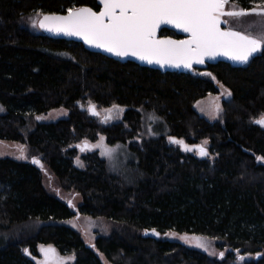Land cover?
Listing matches in <instances>:
<instances>
[{
	"label": "trees",
	"instance_id": "obj_1",
	"mask_svg": "<svg viewBox=\"0 0 264 264\" xmlns=\"http://www.w3.org/2000/svg\"><path fill=\"white\" fill-rule=\"evenodd\" d=\"M82 6L97 9V1L0 0V142L21 144L27 157L0 158V264H35L38 245L74 256V264H104L100 257L107 264H235L236 251L253 257L243 264H264V161L257 159L264 156V128L255 122L264 114V50L243 66L162 73L25 26L35 12ZM218 85L231 98L210 122L193 106ZM90 102L97 111L119 105L121 120L105 123L90 113ZM55 109L68 116L37 121ZM141 111L160 119L162 133L135 142ZM99 135L109 146L128 144L131 176L111 173L92 151L81 157L83 167L75 165L79 146ZM169 136L189 145L207 140L209 155L184 151ZM60 193L78 195L81 204L68 205ZM78 214L105 219L111 234L86 244L60 223ZM167 233L220 239L230 252L212 259Z\"/></svg>",
	"mask_w": 264,
	"mask_h": 264
},
{
	"label": "snow or ice",
	"instance_id": "obj_2",
	"mask_svg": "<svg viewBox=\"0 0 264 264\" xmlns=\"http://www.w3.org/2000/svg\"><path fill=\"white\" fill-rule=\"evenodd\" d=\"M250 3L253 6L245 8L237 0H100L103 6L100 11H94L87 6L69 7L64 15L41 13L42 19L33 20V25L38 24L40 28L48 31L81 37L87 44L103 48L116 56L132 55L162 66L192 69L193 64H204L206 57L215 58L218 55L246 64L253 54L264 50V0H250ZM251 16L258 17L262 22L256 34H253V25L249 26L251 30H239L244 19ZM161 24H172L189 36L183 40H173L170 37L160 39L157 37V30ZM222 24L228 26L222 27ZM203 75L215 79L211 72ZM226 94L231 95L230 92ZM88 110L95 116L101 115L96 105L91 102ZM219 110V104L212 106V111L218 113ZM120 111V106L115 104L111 109H106L104 122L116 118ZM255 122L264 125V114ZM103 140L104 137H101L100 142L95 145H89L85 140L79 147L81 151L89 147H100L103 149L101 155L110 156L112 149L107 148ZM168 140L184 151L196 150L201 157L209 155L207 140L198 145H189L183 138L175 136H169ZM20 157L27 159L22 146ZM257 159L264 161V156ZM33 162L40 164L35 157ZM151 231L157 236L160 235L154 228ZM180 238L188 243H195L206 251L209 248L203 237L189 239L185 234ZM40 251L44 255L40 264H51L53 259L55 264H65L66 260L75 258L60 257L52 245H41ZM24 252L31 255L27 248ZM216 254L212 252V255ZM219 255L223 257L224 253L220 252ZM240 259L243 260L244 257L241 256Z\"/></svg>",
	"mask_w": 264,
	"mask_h": 264
},
{
	"label": "rangeland",
	"instance_id": "obj_3",
	"mask_svg": "<svg viewBox=\"0 0 264 264\" xmlns=\"http://www.w3.org/2000/svg\"><path fill=\"white\" fill-rule=\"evenodd\" d=\"M40 14L41 12H35L31 14L30 16L26 17L25 19L26 28H28L30 31L34 33H39V29H38L39 27H38V24L35 26L33 25V20L40 19L41 18ZM250 25L255 26V31L253 34H256V32L260 30V27L262 26V22L260 21L258 17H255V16L247 17L244 19L243 25L239 30H251L249 27ZM233 26H236V25H233ZM202 76L209 77L211 80H213L211 76H207V75H202ZM213 82H215V80H213ZM217 88H218V92L216 94H208L205 98L197 101L193 106L195 112L199 116L205 118L207 121H210V122H215L220 119V114L222 112V102L229 100L231 98V95L226 94V92H230L227 88H224L221 85H218ZM214 104H219L220 106V110L218 113L212 111V106ZM201 109H203V111ZM99 112L101 113V115L99 116L100 119L104 120L105 109L100 110ZM0 113H2V110H0ZM141 113H142V122H143L142 131L138 135L139 137L133 140L135 142H140L141 140L147 139L150 137H157L162 133L159 131V128L162 129L160 125V119H158L152 113H148L144 111H141ZM67 116H68V112L66 110L55 109V110L49 111L46 114L41 115L40 117H43V118L37 119V121H40L43 123H52L60 119H64ZM121 118H122V111H120L119 115L116 118L110 119L108 122L120 121ZM259 126L264 128V125L259 124ZM101 137H104V136L99 135L97 137L96 142L90 143L89 145L97 144L98 142H100ZM103 144L107 148L112 149V153L110 156L101 155V152L103 149L100 147H89L88 149L84 151H81V148H80L78 155L74 159L75 165L78 167H83L81 157L87 154L88 151H92V152H96L98 156L106 162L108 169L111 173L119 174L121 176L123 175L125 177L131 176L132 172L131 170H129L128 165L132 162L133 158L130 154L128 144H116L113 146H109L106 144L105 137L103 140ZM20 146L22 145L18 143L0 142V158L8 157V158H12L15 160L24 159L20 157ZM206 147L208 148V144L206 145ZM23 150H24V155H25L26 149L24 147H23ZM47 187L50 191L52 190V192L54 193L56 192L57 188L55 185H54L55 188L53 187V185L51 184V180L49 181L47 180ZM58 196L59 198L64 200V202L67 204H72L74 206H79L81 204V199L78 195L60 193L58 194ZM60 223L73 229L77 233H79L83 241L88 245L94 244L98 236L110 235L112 232V228H113L112 224H110L105 219H101V218L95 219V218H91L83 214H78V216L75 215L72 218L64 222H60ZM184 235L185 234H177L173 236V235H170V233H167L165 235V238L170 239L171 241H174V242H178L190 249L197 250L212 259L220 258L221 257L219 255L220 252H223L224 256L230 252L229 249L223 246V241L220 239H211L209 237H205V236H201L197 234H187L189 239H191L192 237H203L208 242V245H209V248L206 251L203 248L197 247L195 243H188L185 240L181 239L180 237ZM40 246L41 245L37 246L36 253L33 256V261L35 264H40V262L44 260V255L40 251ZM212 252H215L217 254L212 255ZM57 254L60 257H71L72 256V255L62 256L59 254V252H57ZM26 255L29 256L27 253ZM241 256L244 257L243 260L240 259ZM234 257H235V261H234L235 264H243L253 259L252 256L247 255V254H241L240 251L234 252ZM100 260L104 264H107V262L103 259V257H100ZM74 262H75V258L71 260H66L65 264H74ZM51 264H55V259H53Z\"/></svg>",
	"mask_w": 264,
	"mask_h": 264
},
{
	"label": "water",
	"instance_id": "obj_4",
	"mask_svg": "<svg viewBox=\"0 0 264 264\" xmlns=\"http://www.w3.org/2000/svg\"><path fill=\"white\" fill-rule=\"evenodd\" d=\"M97 5L102 8V4H100V0H97ZM67 13V12H66ZM65 13V14H66ZM59 15H64V14H59ZM42 19V16L41 18ZM39 27V26H38ZM39 29L45 33L46 35H48L49 37L53 38V39H58V40H64L67 42H73V43H78L81 44L83 46V48L91 53H96V54H100L104 57H107L109 59H113V60H121L122 62H132L140 67H145L151 70H156V71H160L162 73H166V72H188V71H193V70H201L203 68H205L207 65L210 64H217V63H225V64H229L231 66H243L246 64H241L238 62H234L231 59L223 56V55H218L215 58H205V63L204 64H193L192 69H187L184 67H174L171 65H161L158 63H148L147 61H143L140 60L138 57L132 56V55H128V56H116L113 53H109L106 50H104L103 48H98L92 45L87 44L81 37H77V36H69V35H65L63 33H56L54 31H48L46 29L40 28ZM162 31H168L173 33L175 36L177 37H182L184 39H187L189 34L183 32L181 29L176 28L174 25L172 24H161L159 29L157 30V37L160 39L166 38V37H161L160 34ZM173 39V38H171ZM176 40V39H173ZM259 53V52H258ZM258 53L253 54V57H251L249 59V61L256 57L258 55ZM91 113V112H90ZM92 114V113H91ZM93 115V114H92ZM95 116V115H94ZM103 121V120H102ZM257 124V123H256ZM259 125V124H258ZM192 151H196V150H192ZM78 216V215H77ZM149 235L152 233H148ZM154 236H157L153 233Z\"/></svg>",
	"mask_w": 264,
	"mask_h": 264
},
{
	"label": "flooded vegetation",
	"instance_id": "obj_5",
	"mask_svg": "<svg viewBox=\"0 0 264 264\" xmlns=\"http://www.w3.org/2000/svg\"><path fill=\"white\" fill-rule=\"evenodd\" d=\"M97 1V0H96ZM94 11H100L101 10V8L97 5V9H93ZM222 27H227L226 25H221ZM163 32V31H162ZM161 32V33H162ZM171 34H173V33H171ZM163 37V36H162ZM164 37H170V38H173V39H176V40H183L184 38H182V37H177V36H175L174 35V37L173 36H164ZM69 205V204H68Z\"/></svg>",
	"mask_w": 264,
	"mask_h": 264
},
{
	"label": "crops",
	"instance_id": "obj_6",
	"mask_svg": "<svg viewBox=\"0 0 264 264\" xmlns=\"http://www.w3.org/2000/svg\"><path fill=\"white\" fill-rule=\"evenodd\" d=\"M56 251H57V249H56ZM58 252V251H57Z\"/></svg>",
	"mask_w": 264,
	"mask_h": 264
}]
</instances>
